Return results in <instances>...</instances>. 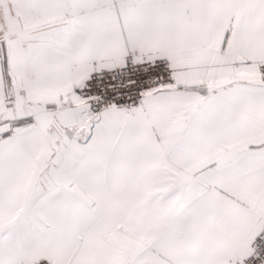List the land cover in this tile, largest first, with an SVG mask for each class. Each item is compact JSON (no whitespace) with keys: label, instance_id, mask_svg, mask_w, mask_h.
I'll list each match as a JSON object with an SVG mask.
<instances>
[{"label":"snow or ice","instance_id":"6c2138e0","mask_svg":"<svg viewBox=\"0 0 264 264\" xmlns=\"http://www.w3.org/2000/svg\"><path fill=\"white\" fill-rule=\"evenodd\" d=\"M0 264H264V0H0Z\"/></svg>","mask_w":264,"mask_h":264}]
</instances>
